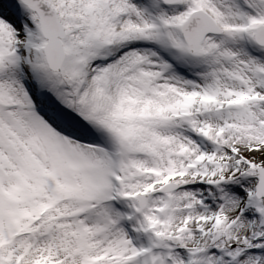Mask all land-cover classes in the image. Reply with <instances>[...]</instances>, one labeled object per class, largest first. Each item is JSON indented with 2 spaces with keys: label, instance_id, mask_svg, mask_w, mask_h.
<instances>
[{
  "label": "snow or ice",
  "instance_id": "obj_1",
  "mask_svg": "<svg viewBox=\"0 0 264 264\" xmlns=\"http://www.w3.org/2000/svg\"><path fill=\"white\" fill-rule=\"evenodd\" d=\"M0 264H264V0H0Z\"/></svg>",
  "mask_w": 264,
  "mask_h": 264
}]
</instances>
